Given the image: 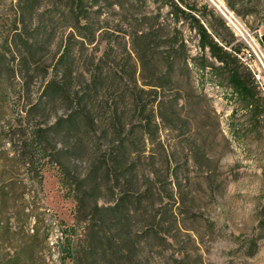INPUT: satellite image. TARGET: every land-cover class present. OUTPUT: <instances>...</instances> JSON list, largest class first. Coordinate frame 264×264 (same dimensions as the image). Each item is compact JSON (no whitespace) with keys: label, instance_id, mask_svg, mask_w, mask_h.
Instances as JSON below:
<instances>
[{"label":"rangeland","instance_id":"1","mask_svg":"<svg viewBox=\"0 0 264 264\" xmlns=\"http://www.w3.org/2000/svg\"><path fill=\"white\" fill-rule=\"evenodd\" d=\"M53 1L44 0L34 12L36 0H25L24 10L19 0H0V93H19L26 80L34 102L42 94L43 75L35 63L53 65L69 34L61 19L45 10ZM215 1L254 39L256 44L245 33L252 49L230 26L250 47L242 56L260 76L262 89L264 0ZM17 32L23 37H16ZM187 39L197 54L195 33H187ZM26 43L32 45L30 51ZM105 45L100 43L96 57ZM93 49L82 50L78 71L92 70ZM26 60L32 63L29 72L20 68ZM89 75L75 82L87 87ZM195 84L204 89L211 107L198 118L183 113L177 125L163 128L159 137L173 155L181 189L171 185L165 166L153 181L144 158L109 157L108 152L104 157L100 152L118 137L113 119L117 105L126 111L127 132L138 128L130 84L114 74L90 96L99 122L68 134L66 148L60 140L51 141L44 157L37 153L26 159L31 165L13 159L9 140L24 134L21 113L0 103V188L6 187L0 194V264H72L68 259L63 263L65 253H91L86 264H107L103 253H111L108 261L121 260L117 264H153L155 257L170 264H264V105L242 103L231 89L215 85L209 77L197 76ZM66 109L61 102L51 104L46 112L35 111L36 121L50 127ZM191 127L193 136L188 137ZM76 137L83 143L76 146ZM134 141L142 147L140 138L131 135L126 140ZM155 150L163 159L162 149ZM95 178L101 188L94 190ZM118 201L119 208L107 210ZM96 205L104 209L92 217Z\"/></svg>","mask_w":264,"mask_h":264},{"label":"trees","instance_id":"2","mask_svg":"<svg viewBox=\"0 0 264 264\" xmlns=\"http://www.w3.org/2000/svg\"><path fill=\"white\" fill-rule=\"evenodd\" d=\"M24 1L18 2L22 10ZM43 1L36 0L38 7L31 8V11L38 12ZM52 4L45 10L61 19L62 27L69 34L62 42V51L55 56L53 65L35 63L43 75L42 94L34 102L26 80L22 81L19 93L10 90L0 93V103L21 113L24 134L13 135L9 139L14 146L13 159L16 161L31 165L26 159L35 157L37 153L44 157L51 141L60 140L62 147L66 148L63 140L68 134L97 124L99 120L93 115L90 96L99 92L100 85L112 74L130 84L138 128L131 134L127 132L126 111L117 105L113 119L117 120L118 137L114 139L112 148L103 150L100 147V152L104 157L108 152L109 157H133L140 161L144 158L150 168L146 167L149 179L153 181L165 166L167 178L176 189L182 188V179L174 167L173 155L159 138L160 131L175 127L185 112V115L198 118L205 107H211L204 89L196 88L197 76L200 79L209 77L215 85L231 89L239 101L250 107L257 102L264 105V89L260 88L253 71L240 58L249 49L248 45L235 36L227 19L210 0H54ZM229 6L234 8V5ZM187 33H195L198 40L199 52L195 55ZM16 34V37H23L22 33ZM102 42H106L105 49L100 57H96ZM25 46L29 51L32 48L29 43ZM88 47L94 48L92 70L84 68L78 71L76 66L81 65V52ZM31 65L26 60L20 68L24 67L23 71L29 72ZM5 67L14 69L9 63ZM88 73L87 87L75 82L78 78L84 81ZM190 96L196 99L191 100ZM58 102L67 106L66 113L50 127H42L36 121L35 111L46 112L51 104ZM190 129L188 137L193 136L191 131L194 128ZM131 135L142 139V147L135 141L131 144L126 142ZM82 143L81 138L74 139L76 146ZM156 147L164 153L161 160L157 158ZM46 159H43V164ZM88 180L90 178L85 177V181ZM91 181L94 190L101 188L99 178ZM5 189L2 186L0 194ZM78 202L81 199L78 198ZM120 206L121 201H118L107 210ZM103 209L96 205L91 211L92 217H97ZM86 218L82 220L87 221ZM103 255V262L107 264L121 262L114 258L109 262L111 253ZM90 256L91 253H65L63 263L68 259L72 264H86ZM164 259L155 257L153 264H170Z\"/></svg>","mask_w":264,"mask_h":264},{"label":"built area","instance_id":"3","mask_svg":"<svg viewBox=\"0 0 264 264\" xmlns=\"http://www.w3.org/2000/svg\"><path fill=\"white\" fill-rule=\"evenodd\" d=\"M225 10L227 11V13L225 12V15H224V17L227 19V21H228V23H229V25L230 26H233L241 35H242V37L247 41V43L249 44V46L252 48V49H254V47H253V45L251 44V42L247 39V37L248 38H250V40L253 42V43H255V41H254V39L250 36V34L246 31H243L237 24H236V22H235V17H234V15L232 14V13H230L226 8H225ZM247 34V37H246V34ZM256 44V43H255ZM250 47H249V49L247 50V51H250ZM252 55V54H251ZM251 55H249V56H251ZM240 58L242 59V61L253 71V73H254V75L257 77V80H258V82L260 81V76H257L256 74H255V71H254V69H253V67L251 66V65H248L247 64V57H243V56H240ZM263 85V84H262ZM262 89H264V87H262Z\"/></svg>","mask_w":264,"mask_h":264},{"label":"water","instance_id":"4","mask_svg":"<svg viewBox=\"0 0 264 264\" xmlns=\"http://www.w3.org/2000/svg\"><path fill=\"white\" fill-rule=\"evenodd\" d=\"M211 2H212V4L217 8V9H219V11L223 14V15H225V12L221 9V7L217 4V2L215 1V0H210ZM262 41H263V43H264V35H263V37H262Z\"/></svg>","mask_w":264,"mask_h":264}]
</instances>
